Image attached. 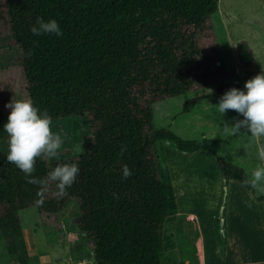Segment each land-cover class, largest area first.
Masks as SVG:
<instances>
[{"label": "trees", "instance_id": "16d2710c", "mask_svg": "<svg viewBox=\"0 0 264 264\" xmlns=\"http://www.w3.org/2000/svg\"><path fill=\"white\" fill-rule=\"evenodd\" d=\"M218 1L0 2V27L7 43L21 53L27 98L51 120L87 114L91 129V142L82 154L51 161L37 158L36 177H46L57 164L79 167L71 187L58 195L51 185L42 205L37 204L40 186L27 183L7 154L0 153V233L9 255L22 248L19 210L34 206L41 214L58 215L75 201L76 228L93 243L95 264H160L157 248L162 261L164 237L159 225L173 219L176 204L164 157L155 149L157 141H166L182 153H210L222 184L237 180L264 204V193L244 183L248 172L218 155L214 137L182 138L152 124L155 101L230 77L201 46ZM37 17L55 19L63 35H33ZM235 55L243 66L252 63L251 50L243 41L236 43ZM192 103L186 100L182 108L188 111ZM9 113L0 111V139L7 147L3 126ZM122 146H126L123 154ZM124 165L132 171L127 179L122 175ZM214 229L223 245L218 213ZM196 236V232L186 236L175 223L178 249H190Z\"/></svg>", "mask_w": 264, "mask_h": 264}, {"label": "rangeland", "instance_id": "374dc122", "mask_svg": "<svg viewBox=\"0 0 264 264\" xmlns=\"http://www.w3.org/2000/svg\"><path fill=\"white\" fill-rule=\"evenodd\" d=\"M2 13L0 6V23ZM210 22L211 28L201 40V46L223 64L230 72V77L214 84L196 87L182 95L155 101L151 106L152 124L154 128L168 129L182 138L192 139L201 135L214 137L218 155L243 167L250 175L262 164L258 159L257 140L251 136L250 131L246 132L244 129L239 134L232 135L230 125L237 119H243V116L234 110H228L222 116L215 105L230 88L247 91L244 88L245 82L264 72V2L219 0L216 12L210 16ZM240 41L245 42L251 50L253 59L249 66H243L236 58L235 47ZM208 89H211V94ZM12 98L28 99L21 74V53L17 46L7 43L0 27V111H11L5 105ZM186 100H193L188 111L182 108ZM51 128L53 132L59 131L65 136L60 155L52 160L78 156L91 142L87 114L51 120ZM261 142L264 143V137ZM77 145L81 147L79 152L75 151ZM155 149L164 156L166 165L174 176L177 209L197 211L205 219L208 215L207 205L214 192L210 163H196L197 160H192L195 157L192 153H180L166 141H157ZM7 152L6 141L0 139V153ZM233 185L228 181L225 192L222 191V185L217 192L218 204L223 209L227 203L228 189ZM255 192L261 193L257 189ZM17 215L22 248L14 255H9L0 233V264H95L93 243L76 228L79 221L75 201H71L58 215L41 214L34 206L19 210ZM169 223L171 226L177 223L181 228L192 231V224L178 212L171 222H162L163 228H169ZM169 235L170 241H173L172 227L165 237L163 234L165 242ZM165 246L163 243L161 258L168 263L170 259Z\"/></svg>", "mask_w": 264, "mask_h": 264}, {"label": "clouds", "instance_id": "9594fccd", "mask_svg": "<svg viewBox=\"0 0 264 264\" xmlns=\"http://www.w3.org/2000/svg\"><path fill=\"white\" fill-rule=\"evenodd\" d=\"M33 35L55 34L62 36L58 22L55 19L45 20L42 17L36 18V23L31 27ZM247 91L238 88H230L219 99L215 105L222 116L228 110H234L243 116L230 125L232 135H237L241 129L250 131L251 136L257 140L258 159L261 166L255 168L244 183L252 189L264 193V72L255 75L244 84ZM211 94V89H208ZM11 109L8 121L4 124L3 130L8 135L7 160L14 163L20 169L26 182L39 185L37 192V204L42 205L44 196L51 185L55 186V192L63 195L66 189L71 187L79 173L76 163L57 164L52 168L46 177H36L35 163L37 158L52 160L60 155L65 142V136L61 132H53L51 118L47 112L33 105L30 99H11L6 105ZM227 126V123H225ZM66 135V134H65ZM81 147L76 146L75 151L79 152ZM126 151V146L121 147V154ZM123 178L127 179L132 175L131 169L122 166Z\"/></svg>", "mask_w": 264, "mask_h": 264}, {"label": "crops", "instance_id": "0c3cea01", "mask_svg": "<svg viewBox=\"0 0 264 264\" xmlns=\"http://www.w3.org/2000/svg\"><path fill=\"white\" fill-rule=\"evenodd\" d=\"M191 153L195 156L192 160H197L196 163H204L205 161L210 163L212 179L214 180V192L211 201L207 205L208 215L203 219L197 211L185 210L184 208L177 209L176 205V213L182 214L192 224L191 232L187 228L182 227L184 234L191 237L196 232L197 236L188 250L178 249L175 239L170 241V235L166 242L163 238L166 245V254L170 260L168 263L163 260L161 261L157 248L160 264H179L180 262H183V264H264V204L254 199L237 180L229 179L228 181H231L234 185L231 189H228L227 203L222 213V230L225 243L220 245L214 229V217L218 209L217 192L221 185H225L226 187L228 181L222 184L223 180L210 153L203 150H196ZM164 163L169 174L170 184L174 188V176H172L170 168L166 165L165 158ZM203 178L205 177L203 176ZM176 197L175 190V204ZM174 217L175 215L172 220H174ZM172 220L168 221L171 222ZM171 227L174 231V226H171V223H169V228L166 226L163 228L161 222L159 230L163 231L165 237V234L169 233ZM171 255L173 256L171 257Z\"/></svg>", "mask_w": 264, "mask_h": 264}, {"label": "water", "instance_id": "95a60500", "mask_svg": "<svg viewBox=\"0 0 264 264\" xmlns=\"http://www.w3.org/2000/svg\"><path fill=\"white\" fill-rule=\"evenodd\" d=\"M223 182H224V180H223ZM225 189H226L225 185H222V191H223V193L225 192ZM217 213H218V224L220 226L219 231L222 233V223H223V219H222L223 206L222 205H220L218 207Z\"/></svg>", "mask_w": 264, "mask_h": 264}]
</instances>
